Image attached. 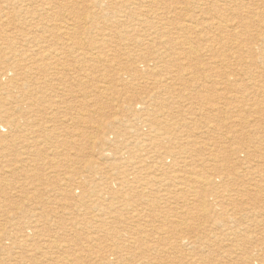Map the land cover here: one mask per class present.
<instances>
[{
	"label": "rangeland",
	"instance_id": "374dc122",
	"mask_svg": "<svg viewBox=\"0 0 264 264\" xmlns=\"http://www.w3.org/2000/svg\"><path fill=\"white\" fill-rule=\"evenodd\" d=\"M228 2L231 10L222 15L230 16L216 19L225 27L220 34L209 19L212 0H0V13L7 15L0 19L2 47L9 37L19 51L51 47L65 53L66 68L59 67L56 77L68 82L42 75L41 95L52 97L32 117L40 133H28L21 143H15L20 137L0 141V189L8 192L0 193V234L9 236L0 244V264H18L30 250H40L31 241L28 249L16 248L17 232L44 242L77 223L101 236L102 218L119 243L136 245L93 244L95 254L80 264H109L97 252L111 250L117 253L113 264H264V0ZM248 12L261 16L249 23ZM126 28L137 37L121 40ZM65 29L74 35L63 36ZM104 35L121 48L94 51L98 66L85 63L81 52L66 54L73 52L66 43L88 48ZM212 36L230 49L217 54L214 67L205 54ZM200 47L204 69L196 66ZM56 71L52 65L50 72ZM82 77L81 88L75 81ZM213 178L220 184L206 187L204 181ZM64 188L75 193L66 195ZM96 200L104 212L84 210ZM69 230L63 237L74 239L75 230ZM76 242L88 246L84 239Z\"/></svg>",
	"mask_w": 264,
	"mask_h": 264
},
{
	"label": "bare ground",
	"instance_id": "6f19581e",
	"mask_svg": "<svg viewBox=\"0 0 264 264\" xmlns=\"http://www.w3.org/2000/svg\"><path fill=\"white\" fill-rule=\"evenodd\" d=\"M213 1V4L215 5L214 7V13H210V16H209V19H211V21H213V24H212V27L215 28V30H217L220 34L221 32L224 30V26H220L221 23L219 22H222V21H217L216 19L218 20H223V19H227L228 17L227 16H230L227 15L225 16L224 14L222 15V11L224 10L225 12H229L231 9H230V4L228 2V0H225V3L224 4H218V1L217 0H212ZM122 2V1H121ZM32 4V3H31ZM53 4V3H52ZM99 4V3H98ZM55 6V5H54ZM93 6V5H92ZM92 6H91V9H92ZM103 6V5H102ZM123 6V5H122ZM51 7V6H49ZM94 7V6H93ZM55 8V7H53ZM103 8V7H102ZM110 9V8H109ZM97 10V9H96ZM239 10V9H238ZM98 11V10H97ZM43 12V11H42ZM208 12H209V8H208ZM241 13V12H239ZM249 14H247V18L248 21H250L249 23L253 22L256 20V18L260 17L261 15H259L258 13H254L252 14L251 12H248ZM2 15H0V19H7V15L3 13H0ZM237 14V13H236ZM243 14V13H242ZM241 14V15H242ZM146 15V14H144ZM250 15V16H249ZM68 18L70 16H67ZM211 17V18H210ZM144 18V17H143ZM147 18V17H146ZM243 18V17H242ZM70 19V18H69ZM202 19V18H201ZM32 20V19H31ZM229 20V19H228ZM258 20V19H257ZM35 21V20H34ZM33 21V22H34ZM230 21H231V18H230ZM201 22V21H200ZM204 22V21H203ZM225 22V21H224ZM258 22V21H257ZM2 23V22H1ZM117 23V22H116ZM228 23V22H227ZM255 23V22H254ZM36 24V23H35ZM241 24V22L239 23ZM253 24V23H252ZM2 25V24H1ZM34 25V24H33ZM107 25V24H105ZM224 25V23H223ZM234 24H232L233 26ZM255 25V24H254ZM36 27V26H35ZM182 27V26H181ZM227 27V26H226ZM234 27V26H233ZM232 27V28H233ZM239 27V26H238ZM38 29L41 28V27H37ZM99 28V27H98ZM179 28V27H178ZM192 28V27H191ZM255 28V26H254ZM253 28V29H254ZM257 28V27H256ZM259 29L262 28V27H258ZM42 29V28H41ZM38 32H40V30ZM101 29V28H100ZM110 29V28H109ZM181 28H179L180 30ZM211 29V28H210ZM247 29V28H246ZM250 29V28H249ZM248 29V30H249ZM64 30V29H62ZM69 30V29H68ZM98 30V29H97ZM187 30V29H186ZM194 30V29H193ZM198 30V29H197ZM231 30V29H230ZM261 30V29H260ZM263 30V29H262ZM88 31V30H87ZM200 31V30H199ZM201 31L204 32V30L201 29ZM228 31V30H227ZM226 31V32H227ZM234 31V30H233ZM255 32V31H254ZM253 32V34H254ZM83 33H86V32H83ZM102 33V32H101ZM201 33V32H200ZM200 33L197 34L200 35ZM230 33V32H229ZM252 33V32H251ZM250 32L248 34H251ZM122 34L125 35L121 40H126L128 39L129 37H132V38H136L137 37V34L135 32V30L133 28H126V30L122 31ZM234 34V33H233ZM256 34V33H255ZM254 34V35H255ZM74 34H69L67 32V30L65 29V31L63 32V36H73ZM62 36V35H61ZM226 36V35H225ZM230 36V35H229ZM228 36V37H229ZM109 36L104 35V39L103 41L100 40V41H97V42H93L92 45H90L88 48H84L83 46L82 47H73L71 46L70 44H67L66 43V46L68 48H72L71 50L73 52H68L66 54H68L69 56H72V55H76L78 52L85 57H83L85 63H89L88 61H93L94 63V66H98L97 64H99V62L101 61V59L95 55L93 52L95 51V53H107V52H111V48L113 47H120L121 48V45L120 44H114V41L112 38H108ZM143 37V36H142ZM150 37V36H149ZM240 37V36H238ZM252 36H250L249 38H251ZM199 38V37H197ZM203 40V37H201ZM223 38V37H221ZM232 38V37H231ZM246 38V37H245ZM223 40V39H222ZM221 40V41H222ZM225 40V39H224ZM250 40V39H249ZM5 41L7 43H4V45L6 47H2V45L0 44V91L1 92H4V93H0V98L1 99H4L5 102H3L4 100H1L0 101V141L2 140H7V139H13L15 140V138L17 139L18 137H20L18 140H15V143L16 142H19L21 143L22 141H26L27 140V136H28V133H37L39 132V127L37 128L33 122V119L32 117L33 116H36L34 115L38 110H40L41 108H43V101L46 100V99H51V95L49 97H45L43 95H41L42 91L40 88H38L41 83L40 81H43V79L41 78L42 75L43 77H47V78H44L45 81L48 80H57V81H60V82H65V83H68L66 80L62 79V78H57L56 76L58 75V68L59 67H63L64 69L66 68V66L61 62L62 60H66V59H63V56L65 55V53H59L57 51H55L54 49H52L51 47H49V49L46 51V50H41V51H37V50H34V51H30L32 52V54L29 53V51L27 50H24V51H19V49L15 46V44L11 41V39H9V37L7 39H5ZM4 41V42H5ZM102 41V42H101ZM137 41V40H136ZM147 41V40H146ZM217 37H209L208 38V42H210V45H208V47L206 48V52L205 54H208L206 55L207 56V61H208V66L210 67H214L217 66L214 59L216 60V56L217 54H221L223 52H226V51H230V49H227L226 47H224L225 45H223V43L221 42ZM234 41V39H233ZM248 41V39H247ZM123 42V41H122ZM45 43V42H44ZM233 43V42H232ZM231 43V44H232ZM3 44V43H2ZM17 44V43H16ZM218 45L219 48H216L215 45ZM234 44V43H233ZM42 45V44H41ZM46 45V43H45ZM139 45V44H137ZM142 45V44H140ZM177 45V44H176ZM38 46V45H37ZM238 46V45H237ZM24 47V46H23ZM111 47V48H110ZM129 47V46H128ZM243 47V46H242ZM249 47V46H248ZM257 47V46H256ZM264 47V46H263ZM34 47H32L31 49H33ZM39 48V47H38ZM236 48V47H235ZM239 48V47H237ZM22 49V47H21ZM40 49V48H39ZM256 49V48H255ZM261 49V48H260ZM8 50V52L6 53L5 51ZM87 50H90L92 51L91 53H88ZM226 50V51H225ZM242 50V49H241ZM251 49H248V52L250 51ZM251 52V51H250ZM188 53V52H187ZM191 53V52H190ZM204 53H202V47L196 49L195 51V60H196V66L198 69H204V67H202L203 63L202 62L203 60H201V57L203 56ZM235 54V53H234ZM233 54V55H234ZM8 55H10L8 58ZM79 55V54H78ZM94 55L96 57H94ZM225 55V54H224ZM253 55V54H252ZM77 56V55H76ZM191 56V55H189ZM103 61H105V59L100 56ZM256 57V56H255ZM133 58V57H132ZM142 58V57H141ZM191 58V57H190ZM188 59V58H187ZM220 59V58H219ZM238 59V58H236ZM234 59V60H236ZM245 59V58H244ZM193 60V59H192ZM143 61V60H141ZM193 62V61H192ZM237 62V61H236ZM97 63V64H96ZM130 63V62H129ZM222 63V61H221ZM90 64V63H89ZM151 64V63H150ZM150 64H145L147 67H150ZM223 64V63H222ZM52 65H54L57 69V71L55 73H51L50 70L52 69ZM91 65V64H90ZM152 65V64H151ZM88 66V64H87ZM115 66V64H114ZM153 66V65H152ZM91 68V67H89ZM93 68V67H92ZM127 69V68H126ZM123 70V69H122ZM154 70V69H152ZM133 71V70H132ZM150 71V70H149ZM12 79H9L11 78ZM126 77V76H125ZM85 78H90L85 76ZM85 78H81L75 82H77V85L78 86H81L82 88V83H86L85 81ZM119 78V77H118ZM9 79L8 82H5V80L7 81ZM42 79V80H41ZM211 79V78H210ZM3 81L5 83H3ZM213 82V81H212ZM201 83V82H200ZM213 85V84H212ZM77 86V87H78ZM85 86V85H84ZM7 87H12V88H15L18 90V92H13V91H10V90H7ZM199 87V86H198ZM80 88V89H81ZM7 91H10L9 94L7 93ZM84 91V90H83ZM86 91V90H85ZM84 91V92H85ZM82 92V91H81ZM83 92V93H84ZM64 93V92H63ZM85 94V93H84ZM214 94V93H213ZM80 95V94H79ZM88 97V95H86ZM108 96V95H106ZM211 96V95H210ZM217 96V95H216ZM57 97V96H56ZM55 97V98H56ZM82 97V96H81ZM80 97V98H81ZM99 97V96H98ZM105 98V97H104ZM109 98V97H108ZM208 99V98H207ZM11 100V101H9ZM68 100H71V99H68ZM109 100V99H108ZM11 103V104H9ZM82 103V102H80ZM12 104H15V106H12ZM166 104V103H165ZM164 104V105H165ZM81 105V104H80ZM94 105V104H93ZM163 105V107H164ZM58 106V105H57ZM158 106V105H157ZM81 107V106H80ZM83 107V106H82ZM100 107V105H99ZM48 109L50 108V105L47 107ZM54 108V107H53ZM85 108V107H84ZM88 108V107H86ZM85 108V109H86ZM77 109V107H76ZM83 109V108H82ZM174 109V108H173ZM57 110V109H56ZM80 109H78L79 111ZM103 110V109H102ZM167 110V109H166ZM83 111H85L83 109ZM82 111V112H83ZM95 111V110H94ZM149 111V110H148ZM172 111V110H171ZM170 111V112H171ZM46 112V111H45ZM81 112V111H80ZM99 112V111H98ZM40 113V112H39ZM78 113V112H77ZM89 113V111H88ZM100 113V112H99ZM166 113V112H165ZM54 114V113H53ZM80 114V113H79ZM151 114V113H150ZM153 115V114H152ZM77 116V115H75ZM83 116V115H81ZM85 116V115H84ZM68 117V116H67ZM154 117V116H153ZM156 117V116H155ZM158 117V116H157ZM156 117V118H157ZM84 118V117H82ZM168 118V117H167ZM73 119V118H72ZM80 119V118H78ZM82 120V119H80ZM78 121V120H77ZM84 121V120H83ZM82 121V123H83ZM145 121V120H144ZM226 121V120H225ZM81 122V121H80ZM192 122V121H191ZM51 123V122H50ZM77 123V122H76ZM147 123V122H146ZM37 124V123H36ZM64 124V123H63ZM78 124V123H77ZM85 124V123H84ZM80 125V124H78ZM76 126V125H75ZM83 126V125H82ZM167 127V126H166ZM41 129V128H40ZM100 129V128H99ZM53 130V129H52ZM57 130V129H56ZM42 131V130H41ZM6 132L8 133L6 135ZM40 133V132H39ZM12 134V135H11ZM14 134L18 135V136H14ZM42 135V134H41ZM76 135V134H75ZM85 135V134H84ZM157 135V134H156ZM158 136V135H157ZM29 139V138H28ZM51 139V138H50ZM33 140V138H32ZM48 140V139H47ZM261 140V139H260ZM31 141V140H29ZM57 141V140H56ZM81 141V140H80ZM150 141V140H149ZM34 142V141H32ZM141 142V141H140ZM28 142H26L27 144ZM35 143V142H34ZM78 143V142H77ZM163 143V142H162ZM32 144V143H31ZM62 144V143H61ZM68 144V143H67ZM80 144V143H79ZM91 144V143H90ZM166 144V143H165ZM33 145V144H32ZM189 145V144H188ZM18 146V144H17ZM28 146V145H27ZM72 146V145H71ZM168 146V145H167ZM203 146V145H202ZM116 147V146H115ZM172 147V146H171ZM33 148V147H32ZM73 148V147H72ZM174 148V147H173ZM168 149V148H167ZM192 149V148H191ZM27 150V149H26ZM30 150V149H29ZM76 150V149H74ZM87 150V149H86ZM106 150V149H105ZM148 149H146L147 151ZM33 151V150H32ZM190 151V150H189ZM55 152V151H54ZM67 152V151H66ZM74 152V151H73ZM77 152V151H76ZM106 152V151H105ZM157 152V151H156ZM37 153V152H36ZM79 153V152H78ZM119 153V152H118ZM28 154V153H26ZM69 154V153H68ZM67 154V155H68ZM153 154V153H152ZM189 154V153H188ZM66 155V154H65ZM133 155V154H132ZM172 155V154H170ZM61 156V155H60ZM28 158V157H27ZM50 158V157H49ZM75 158V157H74ZM183 158V157H182ZM66 160V159H65ZM74 160V159H73ZM117 161V160H116ZM156 161V159H155ZM55 162V161H53ZM57 162V161H56ZM76 162V161H75ZM196 161H193L192 163H194ZM35 163V162H34ZM64 163V162H63ZM68 163V162H67ZM66 163V164H67ZM116 163V162H115ZM134 163V162H133ZM186 162H183V164H185ZM190 162V164H192ZM138 164V163H137ZM162 166H164V163H161ZM186 165V164H185ZM189 165V164H188ZM187 165V166H188ZM177 166V165H176ZM55 167V166H54ZM166 167V166H165ZM188 168V167H187ZM157 169V168H156ZM116 170V169H115ZM118 170V169H117ZM122 170V169H121ZM113 171V170H112ZM119 171V170H118ZM165 171V170H164ZM27 172V171H26ZM54 172V171H53ZM111 172V171H110ZM115 172V171H114ZM117 172V171H116ZM109 173V172H108ZM135 173V172H134ZM171 173V172H170ZM184 173V172H183ZM26 174V173H25ZM35 174V173H34ZM131 174V173H130ZM179 174V173H178ZM192 174V172H191ZM114 175V174H113ZM112 175V176H113ZM121 175V174H120ZM119 175V177H120ZM126 175V174H125ZM133 175V174H132ZM131 175V176H132ZM166 175V173H165ZM185 176V175H184ZM191 176V175H189ZM116 177H118V175H116ZM160 177V176H159ZM175 177V176H174ZM178 177V176H177ZM188 177V176H187ZM195 177V176H194ZM193 177V178H194ZM220 177V176H219ZM83 178V176H82ZM115 178V177H114ZM128 178V177H127ZM166 178V177H165ZM168 178V177H167ZM190 178V177H189ZM202 178V177H201ZM113 179V178H112ZM44 180V179H43ZM114 180V179H113ZM175 180V179H174ZM176 180L179 181L178 178H176ZM201 181V179H199ZM204 180V179H202ZM40 181V180H39ZM120 181V180H118ZM211 181V182H210ZM208 181V179H206V183H204L206 185V187L211 183L210 186H213L217 183H219L220 181V178H213L212 180ZM95 182V181H94ZM172 182V181H171ZM194 182V181H193ZM136 183V182H135ZM118 184V183H117ZM117 184H114V186H117ZM152 184V183H151ZM220 184V183H219ZM173 185V184H172ZM218 185V184H217ZM216 185V186H217ZM2 186V185H1ZM119 186V185H118ZM117 186V187H118ZM122 186V185H121ZM120 186V187H121ZM145 186V185H144ZM149 186V185H147ZM146 186V187H147ZM199 186H200V183H199ZM203 186V184H202ZM251 186V185H250ZM253 186V185H252ZM42 187V186H41ZM145 187V188H146ZM150 187V186H149ZM204 187V186H203ZM201 187V188H203ZM257 186L255 185V188ZM4 188V187H3ZM21 188V187H20ZM38 189V187H36ZM35 188V189H36ZM57 188V187H56ZM76 188V187H75ZM79 188V187H77ZM76 188V191L80 192L79 189ZM115 188V187H114ZM143 188V187H142ZM251 188H254V187H251ZM62 189V188H61ZM117 189V188H116ZM115 189V190H116ZM196 189V188H195ZM205 189V188H204ZM203 189V190H204ZM11 190V189H10ZM13 190V189H12ZM58 190H60L58 188ZM57 190V191H58ZM84 190V189H83ZM111 190V189H110ZM109 190V191H110ZM148 190V189H147ZM190 190V189H189ZM252 190V189H251ZM254 190V189H253ZM34 191V190H33ZM38 191V190H37ZM47 191V190H46ZM55 190V192H57ZM66 191V192H65ZM72 189L70 190V192L64 188V191L63 193L65 192L66 195L67 194H72ZM75 191V190H74ZM73 191V193H75ZM114 191V190H112ZM150 191V190H149ZM148 191V192H149ZM169 191V190H168ZM177 191V190H176ZM7 192V190H4V189H0V193H5ZM40 192V190H39ZM52 192V191H51ZM59 192H62V191H59ZM115 192V191H114ZM116 192H118L116 190ZM167 192V191H166ZM199 192V191H198ZM8 193V192H7ZM85 193V190L82 192H80V194H84ZM87 193V192H86ZM150 193V192H149ZM152 193V192H151ZM150 193V194H151ZM27 194V193H26ZM92 194V193H91ZM91 194H87V196L89 197V195ZM109 194V193H107ZM125 194V193H124ZM123 194V195H124ZM140 194V193H139ZM194 194V193H193ZM198 194V193H197ZM200 194V193H199ZM3 195V194H2ZM8 195V194H7ZM73 195V194H72ZM85 195V194H84ZM83 195V196H84ZM96 195V194H95ZM123 195H120L121 198H123L122 196ZM181 195V194H180ZM70 196V195H69ZM93 196V195H92ZM105 196V195H104ZM115 196V195H113ZM119 196V197H120ZM185 196V195H184ZM183 196V197H184ZM94 197V196H93ZM106 197V196H105ZM177 197V196H176ZM92 198V197H91ZM90 198V199H91ZM120 198V199H121ZM89 199V200H90ZM119 199V198H118ZM146 199V198H145ZM161 199V198H160ZM88 200V199H87ZM117 200V199H116ZM174 200V199H173ZM94 201V200H93ZM92 203V202H91ZM167 203V202H165ZM104 204V203H103ZM139 204V203H138ZM141 204V203H140ZM143 204V203H142ZM163 204V203H162ZM114 205H115V202H114ZM166 205V204H165ZM60 206V205H59ZM79 206V205H78ZM81 206V205H80ZM90 207L87 208V206H85L86 208L84 209L85 211L90 209L91 206H92V210L94 209L93 212H96V213H102L105 211V207L102 206L100 200L96 202H93L91 205H89ZM128 206V205H127ZM136 206V205H135ZM142 206V205H141ZM173 206V205H172ZM56 207V206H55ZM63 207V206H62ZM67 207V206H66ZM100 207V208H99ZM129 207V206H128ZM164 207V206H163ZM2 208V207H1ZM125 209H127L126 206H124ZM123 208V209H124ZM6 209V208H5ZM13 209V208H11ZM11 209L9 211H11ZM63 209V208H62ZM96 209V210H95ZM120 209V208H119ZM132 209V207L130 208ZM129 209V210H130ZM58 210V209H57ZM70 210V209H69ZM80 210V208H79ZM113 210V209H112ZM140 210V209H139ZM155 210V209H154ZM9 211H6V212H9ZM65 211V210H64ZM68 211V210H67ZM73 211V210H72ZM71 213H74L72 212ZM107 211V209H106ZM119 211V210H118ZM4 212V211H3ZM76 212V211H75ZM130 212V211H129ZM137 212V211H136ZM139 212V211H138ZM70 213V211L68 212V214ZM70 213V214H71ZM82 212H80L81 214ZM92 213V212H91ZM107 212H105L106 214ZM110 213H112V211H110ZM114 214H116V212H113ZM124 213V212H123ZM128 213V211H127ZM132 213H135V212H132ZM61 214V213H60ZM76 214V213H75ZM84 214V213H83ZM92 214H95V213H92ZM104 214V213H103ZM109 214V213H108ZM259 214V213H258ZM55 215V214H54ZM72 215V214H71ZM85 215V214H84ZM112 215V214H110ZM169 215V214H167ZM64 216V215H63ZM80 216V215H78ZM86 216V215H85ZM101 216V215H100ZM120 216V215H118ZM130 216V215H129ZM61 217V216H60ZM71 217H74V215H72ZM81 217V216H80ZM88 217V216H87ZM97 217V215L95 216L94 215V218ZM108 217V216H107ZM123 217V216H122ZM64 218V217H63ZM66 218H68V216H66ZM78 218V217H77ZM93 218V219H94ZM101 218V217H100ZM109 218V217H108ZM120 218V217H119ZM118 218V219H119ZM12 219V218H11ZM60 219V218H59ZM115 219V218H114ZM13 220V219H12ZM11 220V221H12ZM72 220V219H71ZM96 220V218H95ZM101 220V223L99 226L102 231V233L104 232V234L101 235V232L99 233L101 236H97V234L95 235H91L90 233V229H91V226H90V229L88 227H85V229L83 230H79L77 228V223H71L73 226L72 229L70 230H75V235H74V239H68L70 236L67 234L66 236L63 237V233L69 229H65L64 226H62L60 229L62 230L61 232H56L54 233L55 235L53 234H48L46 235L45 237L48 239L46 241H43L44 242H41V240H30L29 236H23V235H20V233L17 232V240L16 242L13 244L16 246V248H19L20 247H24V248H27L28 249V246H31L33 244H37L40 246V250L39 251H36V250H30V254H27V257L26 255L23 256L21 258L20 261H18V264H47L49 263V260L53 261L54 263L56 264H80V262H82L83 260L85 261V259L93 256L95 254V251L94 250V245H100L101 247H107V246H102L104 244H106V242H111L114 243L116 247H122L121 245L123 244V247H135V243L134 242H131V240H128L126 242H122L121 240L120 243L118 242V238L115 239L114 236H112V228L110 227V225L107 223L108 221H104V219H99ZM103 220V221H102ZM108 220V219H107ZM111 220V219H110ZM116 220V219H115ZM68 221V220H67ZM88 220H86L87 222ZM97 221V220H96ZM119 221V220H118ZM90 222V221H89ZM165 221H163L164 223ZM66 223V222H65ZM92 223V222H91ZM90 223V224H91ZM98 223V222H97ZM111 223V222H110ZM83 224V223H82ZM85 224V223H84ZM92 225V224H91ZM97 225V224H96ZM109 225V226H108ZM30 226V225H29ZM45 226V225H44ZM98 226V225H97ZM83 227V226H82ZM94 227V226H93ZM111 229H110V228ZM30 228H32L30 226ZM46 228L48 229L47 231L50 232V226H46ZM56 228V227H55ZM38 229V228H37ZM94 229V228H92ZM30 230V229H29ZM35 230V229H34ZM69 230V231H70ZM31 231V230H30ZM36 231V230H35ZM100 231V230H98ZM114 232V231H113ZM36 233V232H35ZM59 233V234H58ZM97 233V232H95ZM144 233V232H143ZM146 234V233H145ZM144 234V235H145ZM50 235H53V236H50ZM121 236V235H120ZM261 236V235H260ZM0 237H2L0 239V244L6 239V240H9V236L3 232L2 234H0ZM51 237L53 238L52 240ZM135 237V236H134ZM137 237V236H136ZM33 238V237H31ZM120 238V237H119ZM139 238V236H138ZM45 239V238H44ZM83 241V239L85 240V243H87V247H85L86 245L84 243H82V247H80L81 245L78 244V240ZM105 240V241H104ZM31 241V243H29ZM116 241V243H115ZM124 241V240H123ZM79 242V243H80ZM100 242V243H98ZM108 243V244H109ZM121 244V245H120ZM192 244V243H191ZM91 245V246H89ZM113 245V244H112ZM187 245V244H186ZM194 245V244H193ZM71 246V247H69ZM79 246V247H77ZM209 246V245H208ZM98 247V246H97ZM3 249V251H7L9 249H7L6 247L2 246L1 247ZM230 248V247H229ZM26 249V250H27ZM190 249V248H189ZM193 249V248H192ZM53 251H57L58 252V255L62 254H66L69 253L68 255L69 256H66V257H63L61 259L60 258V255H56L54 256L53 254ZM60 252V253H59ZM88 252V253H86ZM109 252V251H108ZM108 252H97V255L99 254V258L100 260L103 259L102 261H106L107 262H110L109 264H113L114 263V259H117V253L114 251V250H111L110 252L111 253H108ZM72 253V255H71ZM231 253V252H230ZM257 253V252H256ZM261 253V252H260ZM166 254V253H164ZM246 254V253H245ZM177 255V254H176ZM262 255V254H261ZM50 256H54L52 257V259L50 258ZM230 256V255H229ZM243 257V256H242ZM249 257V256H248ZM95 258H97V256L95 255ZM98 258V260H99ZM238 258V257H237ZM230 259V258H229ZM241 259V258H240ZM114 260V261H113ZM246 260V259H245ZM248 260V259H247ZM260 260V259H259ZM48 261V262H47ZM200 261V260H199ZM253 261V260H251ZM237 262V261H236ZM239 262V261H238ZM262 262V261H261ZM162 264V261L160 262ZM260 263V262H259ZM98 264H99V261H98ZM238 264V263H237ZM244 264V262H243ZM246 264V263H245ZM261 264V263H260Z\"/></svg>",
	"mask_w": 264,
	"mask_h": 264
}]
</instances>
